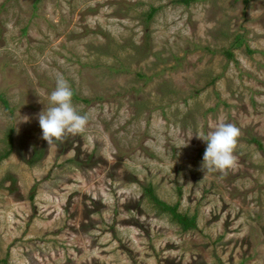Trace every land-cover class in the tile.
I'll return each mask as SVG.
<instances>
[{
    "label": "rangeland",
    "instance_id": "1",
    "mask_svg": "<svg viewBox=\"0 0 264 264\" xmlns=\"http://www.w3.org/2000/svg\"><path fill=\"white\" fill-rule=\"evenodd\" d=\"M179 1L0 0V264H264V0ZM60 74L89 121L48 145Z\"/></svg>",
    "mask_w": 264,
    "mask_h": 264
},
{
    "label": "clouds",
    "instance_id": "2",
    "mask_svg": "<svg viewBox=\"0 0 264 264\" xmlns=\"http://www.w3.org/2000/svg\"><path fill=\"white\" fill-rule=\"evenodd\" d=\"M73 91L62 74L56 78V87L51 92L50 105L38 114L42 137L48 145L61 140L66 134L83 132L88 124L87 114H80L73 104ZM240 129L231 123L219 122L204 138L207 142L202 158L201 170L225 172L236 163L234 155ZM199 137V136H198ZM201 138V137H199Z\"/></svg>",
    "mask_w": 264,
    "mask_h": 264
},
{
    "label": "trees",
    "instance_id": "3",
    "mask_svg": "<svg viewBox=\"0 0 264 264\" xmlns=\"http://www.w3.org/2000/svg\"><path fill=\"white\" fill-rule=\"evenodd\" d=\"M179 2H184L186 4H189L191 2V0H180ZM156 9L152 10V13H155ZM152 16V14L150 15ZM240 44H238L237 46H239ZM227 54L229 56H233V54L231 52H227ZM2 101L4 102L5 105H7V100L4 99L3 97H1ZM9 137V146L10 149L7 150L4 154H2L0 156V162L5 159L6 157H8L10 155V153L12 152V147H13V136H12V132L9 133L8 135ZM146 194L147 196L150 198L151 202H153L155 204V206L157 208H159L161 211L166 212L167 214H169L173 220V222L177 223L178 225H180L183 230H189L191 228H195L197 225V217L196 215L194 216H190L184 213L179 212V203L171 205L165 201H163L161 198H159V196L157 195L154 187L152 185H149L146 189Z\"/></svg>",
    "mask_w": 264,
    "mask_h": 264
}]
</instances>
